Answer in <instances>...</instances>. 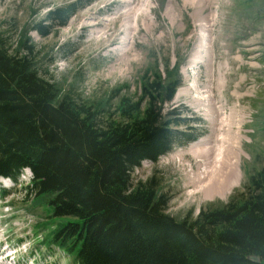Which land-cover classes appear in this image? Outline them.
I'll return each instance as SVG.
<instances>
[{
    "label": "trees",
    "instance_id": "16d2710c",
    "mask_svg": "<svg viewBox=\"0 0 264 264\" xmlns=\"http://www.w3.org/2000/svg\"><path fill=\"white\" fill-rule=\"evenodd\" d=\"M67 18L53 8L33 30L47 36ZM168 75H145L139 101L122 100L113 119L61 96L0 37V176L16 182L30 169L29 194L66 218L43 242L72 264H264V164L230 202L183 220L166 213L153 181L133 183L143 161L194 139L177 131L181 113L163 109L180 85Z\"/></svg>",
    "mask_w": 264,
    "mask_h": 264
},
{
    "label": "rangeland",
    "instance_id": "374dc122",
    "mask_svg": "<svg viewBox=\"0 0 264 264\" xmlns=\"http://www.w3.org/2000/svg\"><path fill=\"white\" fill-rule=\"evenodd\" d=\"M94 1L0 0V37L10 51L27 55L39 74L59 87L61 96L67 95L75 102L91 105L100 109L105 116L111 115L113 119H120L118 109L122 100L130 99L134 103L139 101L145 75L152 78L158 73L164 81H168V71L177 72L180 85L176 93L195 86L196 81L198 88L200 83H205L206 74L201 72L202 68L197 76L199 68L195 69L191 65L200 41L190 34L193 23L191 20L190 25L187 23V11H184L186 22L180 20L182 29L192 24L185 36L181 33V36L178 33L173 35L171 28L167 27L170 38L163 43H148L146 37L141 35L137 39V44H140L133 56H75L72 49L79 41L77 33L80 30H73L69 34L71 38H65L61 33L67 31L70 21L81 11V5L92 4ZM222 1L228 7L223 9L221 25L217 30L222 31V25L226 24L228 32L216 43V58L227 62L228 58H223L222 55L230 52L229 57L235 60L232 67L236 75L231 81L232 90L225 94V99L228 108L235 107L236 119L241 123L240 125L236 120L238 142L243 149L241 172L237 170L236 176L242 177V183L225 199L215 197L205 201L200 200V195H197L195 201L186 203L185 195L189 188L184 185V178L180 174L182 172L167 160L169 156L203 139L210 128L197 110L188 106L186 97L178 101L173 98L163 104V109L167 112L174 108L177 113H181L184 123L176 129L194 139L188 142L181 140L183 143L175 145L155 162L143 161L140 167L133 170L132 180L133 183L143 184L153 181L158 193L169 199L166 213L177 220L188 216L196 217L201 210L230 202L245 189L250 177L264 164V0ZM159 3L164 8L170 0H157L153 5L158 6ZM59 7L67 10L65 25H53L47 36L33 30L37 23L45 21L51 9ZM161 11L162 9L160 14ZM154 15L151 14L153 19L156 18ZM104 17L106 16L103 15L101 19ZM155 25L163 27L160 33L165 30L162 19L156 20ZM157 35L158 32L152 36ZM187 35L192 38L187 40ZM27 40L28 45L33 48L30 53L25 49L24 42ZM197 77L199 79L195 80ZM233 91L241 99H235ZM192 95L198 94L194 92ZM242 122H245L243 126ZM184 161L191 160L186 156ZM236 161L239 162L237 159ZM31 179L29 170H24L16 182L0 178V264H72L71 258L58 247L51 245L49 248L43 242L66 218H54L48 204L29 194L27 185ZM3 190H6V194Z\"/></svg>",
    "mask_w": 264,
    "mask_h": 264
},
{
    "label": "bare ground",
    "instance_id": "6f19581e",
    "mask_svg": "<svg viewBox=\"0 0 264 264\" xmlns=\"http://www.w3.org/2000/svg\"><path fill=\"white\" fill-rule=\"evenodd\" d=\"M155 1L157 0H95L92 4L85 3L70 21L67 31L61 35L71 38L69 34L73 30H80L76 32L79 41L72 49L77 57L85 54L128 57L135 54L140 44H137V39L141 35L146 37L148 43H163L170 38L168 29L166 30L170 27L173 35L181 33L185 36L192 24L182 29L180 20L186 22L184 11H187V23L190 25V20L193 23L190 34L200 41H197L198 50H195L197 53L191 65L199 68L197 76L204 72L206 79L204 84L200 83V88L196 81L195 86L178 90L174 99L178 101L186 97L188 106L197 110L210 129L203 139L169 156L167 161L175 164L177 170L182 172L180 174L184 178V185L189 188L185 195L186 203L195 201L197 195H200V200L205 201L215 197L225 199L242 183V177L236 176V173L237 170L241 172L243 152L236 131L239 123L238 118L236 119L237 110L234 106L228 108L225 99V94L232 90L231 81L236 75L232 67L235 60L229 57L230 52L222 55L223 58H228L227 62L216 58V43L228 32L226 24L222 25V31L217 30L221 25L220 16L227 5L222 0H170L167 6L161 8L160 3L158 6L153 5ZM151 14H155L156 18L153 19ZM103 15L106 17L101 19ZM160 19L166 26L162 33L159 31L163 27L155 25V21ZM157 32V37L152 36ZM188 35L187 40L192 38ZM198 79L199 77L196 78ZM192 92L203 96H194ZM232 96L241 99L236 91H233ZM244 123L242 122V126ZM186 156L191 161L185 162Z\"/></svg>",
    "mask_w": 264,
    "mask_h": 264
},
{
    "label": "water",
    "instance_id": "95a60500",
    "mask_svg": "<svg viewBox=\"0 0 264 264\" xmlns=\"http://www.w3.org/2000/svg\"><path fill=\"white\" fill-rule=\"evenodd\" d=\"M248 258L250 260L254 261V262H260V257L259 256L251 255Z\"/></svg>",
    "mask_w": 264,
    "mask_h": 264
}]
</instances>
